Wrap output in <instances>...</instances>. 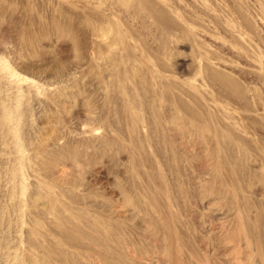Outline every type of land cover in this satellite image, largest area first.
<instances>
[{"label":"rangeland","instance_id":"374dc122","mask_svg":"<svg viewBox=\"0 0 264 264\" xmlns=\"http://www.w3.org/2000/svg\"><path fill=\"white\" fill-rule=\"evenodd\" d=\"M149 189L187 264H264L228 236L264 214V0H0V264H165Z\"/></svg>","mask_w":264,"mask_h":264},{"label":"bare ground","instance_id":"6f19581e","mask_svg":"<svg viewBox=\"0 0 264 264\" xmlns=\"http://www.w3.org/2000/svg\"><path fill=\"white\" fill-rule=\"evenodd\" d=\"M158 14H156V15H158ZM162 19H164V18H162ZM166 22H167L166 24H170V23H168V21H166ZM120 34H118V36H120ZM120 39H125V35L121 34ZM210 70H212V69H210ZM217 80H218V78H217ZM133 102H135V100H133V101L131 100V102H129V103L132 104ZM153 112L155 113L157 118L160 117L159 113H157L156 111H153ZM129 113H130V116L133 119V121L135 123H138L139 119H140L139 114L133 113L132 111H129ZM6 115H7L6 116L7 120L11 119V117H12L11 112H8V114H6ZM161 124H162L161 121L158 119L157 123H156V129H158ZM198 127L203 132H205L206 130H210V127L204 123L200 126L199 125L196 126V128H198ZM183 131H185V130L183 129ZM214 133H215V137L219 140V132L215 129ZM223 151H225V148L223 149ZM210 156H211V158H213V163H214V166H216V168H219V167L222 168L223 167V168L229 169L233 182L235 184H237L236 174L233 170L232 162L227 157H225V155H223V154H221L220 157L218 156L217 159L214 157L213 154H211ZM191 159L192 158L190 157V160ZM234 169H235V167H234ZM233 186H234V184H233ZM238 188L234 186V189L232 190V192L230 194L233 199H234V196L238 194ZM149 190L150 191H148V192L150 194L147 196V198L150 201V203L155 206L156 210H155V212L151 213V212H149V208L147 205H142L139 203L141 206L140 211L141 212H144V211L148 212L150 215V220H151V224H152L153 228H155L156 232L159 231V232L163 233L162 237H160L159 239H158L157 235H154V239H158L157 248H165V251H161L162 253L165 252L163 262L165 264H185L186 261H184L185 259L182 258L183 255L181 256V251H180V249H178L180 247V245H178L177 242L181 241L182 244L184 243L186 248H188L191 251L193 257L196 255V253L194 251L195 247H194L193 242L190 239L184 238L183 233H181L182 231L179 232L175 227V224L177 223L176 221L180 217V214L178 212H175V211H169V208L171 209L175 204H174L172 199L170 200V197L168 196V192L165 189H160V190L149 189ZM216 192H215V195L218 193V192L217 193ZM163 197H166L167 200H170V206L168 204L164 205L161 202ZM127 200H128L127 203H131L133 205H136L135 204V202H137L136 200H132V199H130V197H127ZM245 203H249V202L245 201ZM231 204H232V208H233V206H236L234 201H232ZM249 210H250V206L246 207L244 210H242V213H241L242 216H240L241 218H238V220H236L233 232L228 235L230 242L233 243L232 250L234 252L237 250V248L240 247L239 244L242 241L245 242L247 248H250V247L256 248V246H257V248H263L264 247V245H262V243H263L262 236L264 235V222H262L264 219L263 210H261V211L259 210V212H258V216H257L256 221L258 222L259 225H256L253 222H251L252 219H250V211ZM104 225L107 226V228L109 229V227H110L109 223H106ZM94 228L97 229L95 231L102 232L101 229H99L95 226H94ZM111 233L112 234L109 233L108 237L105 239H102V238L94 239L91 236H89V239L93 242V244H95L96 248H113V247H110L113 245L112 243H115L117 245V248L124 247V243H125L126 239L121 234V232H119V231L113 232L112 231ZM62 236H63V234H62ZM83 237H84V234H80L79 238H77V239L73 238V239L78 243L79 248H82V249L85 248L83 250L87 251L88 247L86 246V243L83 241ZM73 239H71V241ZM76 242H75V245H76ZM101 251H102V253L98 254V256L106 264H122L123 263L120 259L122 257L121 253L114 254V253H109V252L107 253L106 250H105V252L103 250H101ZM259 254H260V256H263V258H264V250L263 249H261L259 251Z\"/></svg>","mask_w":264,"mask_h":264}]
</instances>
